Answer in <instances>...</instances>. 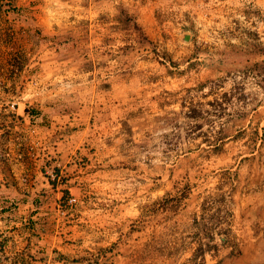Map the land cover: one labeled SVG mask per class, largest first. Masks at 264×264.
Here are the masks:
<instances>
[{
	"label": "rangeland",
	"instance_id": "obj_1",
	"mask_svg": "<svg viewBox=\"0 0 264 264\" xmlns=\"http://www.w3.org/2000/svg\"><path fill=\"white\" fill-rule=\"evenodd\" d=\"M247 43L254 58L221 66L219 53ZM262 61L264 0H0V264L39 241L19 230L44 206L50 108L71 116L55 120V151L75 149L84 178L55 203V247H95L88 264H264L248 199L264 154H249L247 123L264 118Z\"/></svg>",
	"mask_w": 264,
	"mask_h": 264
},
{
	"label": "crops",
	"instance_id": "obj_2",
	"mask_svg": "<svg viewBox=\"0 0 264 264\" xmlns=\"http://www.w3.org/2000/svg\"><path fill=\"white\" fill-rule=\"evenodd\" d=\"M53 20L54 19L48 18L44 20L43 25L47 30L52 29V25L55 24V21ZM51 54V57H47L45 59L49 60V63H45L42 65L43 75L41 77V84L43 88L41 89V100H44L46 99V97H48L46 85L50 83L55 84V47L52 48ZM114 79L117 80L118 76ZM136 81L137 76L132 80V83H130L126 87H122L124 84V81H122L119 84V87L121 88L120 92H123V90L132 91L130 87L133 83L137 85ZM28 107L29 105L23 104V107L19 108V115L23 118V120H26V122V118H28V116L26 115L25 111ZM44 107L45 106H42V109H49V107ZM260 108L262 107H259L258 110H260ZM50 109H52V122L51 129L48 133L50 134L49 141H52L53 143L52 147H49L47 150L45 149V152L42 156L44 158L46 157L47 160H50L52 164H50V166L46 165L44 167V170L46 169V171H42L43 179L39 181L38 184H36L35 190L38 192L35 200L38 201L40 199V201L43 202L44 206L39 208L40 211L37 212L33 210L31 211L32 213L30 215L24 217L20 224H22L23 226L30 225V227L19 230L20 233L23 231L24 233L22 232V235H25L28 238H32L38 234L39 241L38 243H36L35 247H23L22 251L19 252H29L35 258V261L32 264H88V260L83 259V255L81 256V253H83L84 250H88L91 252L96 249L95 247H55V203L58 205L61 204L65 194L67 193L71 196H74L75 191L77 190L75 184L77 183V186H80V182L83 181L84 178L79 174H77V176L73 173L74 166H77L74 160V156H77V152L75 149L67 147L57 149V151H55V130H63V127L61 126L55 129V120H58L57 124H66L68 123V120H71V116L55 117V108ZM164 109H166V107ZM256 112L257 110L254 111V113ZM247 123L251 125V128L255 132L251 137L249 136V154H264V146H262V148H259V141H262V138L264 139V118H261V121L260 119H256L251 123L250 121H248ZM254 141L256 143H254ZM255 146L257 149H255ZM55 159L57 160L56 162ZM55 168L58 169L55 170ZM45 175H47V177ZM62 176L64 180H61ZM248 180H251V186L249 187L252 189L251 195L248 196V199L253 198V201L255 202V204H257L254 210L258 215H260V217L258 216V221L264 223V166H261L254 172H252ZM253 196H255V198ZM28 199H30V197H28ZM57 212L58 215L64 214L60 210H58ZM239 217H242V214H239L238 218ZM244 228L252 231L250 223H245ZM37 229H39L40 231H37Z\"/></svg>",
	"mask_w": 264,
	"mask_h": 264
},
{
	"label": "trees",
	"instance_id": "obj_3",
	"mask_svg": "<svg viewBox=\"0 0 264 264\" xmlns=\"http://www.w3.org/2000/svg\"><path fill=\"white\" fill-rule=\"evenodd\" d=\"M121 11V22H127V21H133L134 19H132L131 16L128 15L127 10H125L124 8L120 9ZM123 16V17H122ZM125 17V19H124ZM124 22V23H125ZM127 24V23H126ZM136 28L139 29L137 23L135 24ZM247 46L249 47L248 49H246L245 47L242 46H231V49L227 52H222L219 53L220 56V63L221 66L223 63H225V67L228 65L236 66V64H242L243 62H249L252 58H254L253 56L255 52H252L253 50H259L258 46L256 45H251L250 43H247ZM225 59H224V58ZM235 60V62H231L229 60L233 59ZM231 62V63H229ZM257 64H264V61L259 62ZM256 64V65H257ZM26 115L31 119L32 122H35V117L36 115H39L40 112L35 111L34 109H26ZM68 194V193H67ZM5 210L3 209L2 212H4ZM35 261V258L30 254V253H25V252H21V253H17L14 258L12 259L11 264H32Z\"/></svg>",
	"mask_w": 264,
	"mask_h": 264
},
{
	"label": "built area",
	"instance_id": "obj_4",
	"mask_svg": "<svg viewBox=\"0 0 264 264\" xmlns=\"http://www.w3.org/2000/svg\"><path fill=\"white\" fill-rule=\"evenodd\" d=\"M75 201H76V200H75L74 198H72V199L69 200L70 203H73V202H75Z\"/></svg>",
	"mask_w": 264,
	"mask_h": 264
}]
</instances>
